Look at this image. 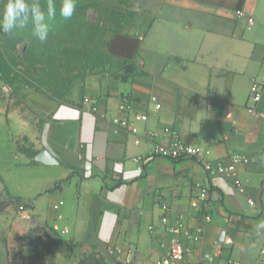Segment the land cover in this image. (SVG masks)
<instances>
[{
    "label": "crops",
    "instance_id": "1",
    "mask_svg": "<svg viewBox=\"0 0 264 264\" xmlns=\"http://www.w3.org/2000/svg\"><path fill=\"white\" fill-rule=\"evenodd\" d=\"M129 5L122 33L140 39L130 61L108 55L95 63L74 79L68 102L26 85L7 98L0 92L3 187L23 202L44 198L39 224L63 233L72 255L95 252L107 264H168L169 235L159 221L166 202L171 218L182 214L192 230H202L198 241H185L186 253L173 264H264V233L256 229L264 223V0ZM100 51L108 52L105 46ZM126 62L135 67L128 75ZM252 82L261 84V96L251 110ZM5 84L0 79V91ZM122 96L148 115L137 135L113 130L111 120L123 115ZM146 129L157 136L149 140ZM165 130L208 150L212 160L228 162L231 153L245 157L236 166L244 191L192 159L152 155L153 143L169 144ZM17 144L47 149L58 163L36 162ZM55 183L60 188L48 191ZM198 184L210 187L207 223L190 205ZM107 245L124 251L108 254Z\"/></svg>",
    "mask_w": 264,
    "mask_h": 264
},
{
    "label": "rangeland",
    "instance_id": "2",
    "mask_svg": "<svg viewBox=\"0 0 264 264\" xmlns=\"http://www.w3.org/2000/svg\"><path fill=\"white\" fill-rule=\"evenodd\" d=\"M125 1L124 5H116V0H76V10L70 19H64L57 12L48 39L44 42L32 35L30 19L23 28L18 27L11 34L0 32L3 66L0 71L6 77V84L11 86L9 92L1 89L3 97H9L14 91H23L28 86L26 80L45 90L47 86L41 82L51 84L48 75L58 72L63 80H67L68 74L71 76L78 71V74L84 75L96 62L107 61L108 58L101 57L98 52L114 30L113 27L121 22L122 15V22L130 17V0ZM6 2L0 0V10ZM40 3L43 5L46 0H40ZM56 3L59 9L60 0H56ZM112 7L120 15L108 22L106 18ZM125 12L130 15H125ZM118 31L122 32V23ZM34 62L36 65L32 66ZM79 78H72L70 86L74 79L78 81ZM69 88L63 87L62 93L67 96ZM10 196L0 179V199L5 200ZM33 199L35 203L34 200L24 201L31 205L27 209L20 210L14 204L0 208V264H72L86 256L72 255L63 233L39 224V208L45 202L37 195Z\"/></svg>",
    "mask_w": 264,
    "mask_h": 264
},
{
    "label": "built area",
    "instance_id": "3",
    "mask_svg": "<svg viewBox=\"0 0 264 264\" xmlns=\"http://www.w3.org/2000/svg\"><path fill=\"white\" fill-rule=\"evenodd\" d=\"M237 15L242 16V10H237ZM252 21V20H250ZM264 57V56H263ZM261 84L259 82H252L249 87L250 100L247 103V107L252 110L254 103L260 99L261 96ZM2 90L9 92L8 85H3ZM151 101L155 103V108H159L160 105L156 102L155 98H151ZM118 109L123 113L119 118H113L111 124L114 132L119 130L128 132L133 135H137L139 132V124L145 123L148 120V115L145 112H138L133 108V101L128 96H122ZM228 116H231V112L228 111ZM171 135V140L168 145H161L160 143H153L152 155L163 156L171 160L192 159L197 162L202 169L209 174H218L222 176L231 177L232 183L235 185L239 192L244 191V186L240 179L236 175V166L239 163H246L248 160L236 153H231L228 157V162H224L221 159L212 160L207 155L209 151L191 144H187L182 141L176 130H165ZM145 134L149 140H153L157 136L155 130L146 129ZM138 137V136H137ZM139 161H145L141 156L136 158ZM198 192L191 199L190 205L202 215V221L207 223L211 220L210 213V187L209 185L198 184ZM248 204L253 206L255 202L252 199H248ZM162 213L159 221L163 228V231L169 235L168 246L166 252V262L173 264L175 261L183 258L187 251L185 241H198L201 235V228L192 230L187 224L182 214L171 218L169 215L170 207L166 202H162ZM149 230H153V226H149ZM65 231V230H64ZM123 248L119 245H107L106 252L108 254H121ZM130 255V250L126 251V256ZM228 264H234L233 261H229Z\"/></svg>",
    "mask_w": 264,
    "mask_h": 264
},
{
    "label": "trees",
    "instance_id": "4",
    "mask_svg": "<svg viewBox=\"0 0 264 264\" xmlns=\"http://www.w3.org/2000/svg\"><path fill=\"white\" fill-rule=\"evenodd\" d=\"M125 2H126L125 0H122V2H121V0H116V5H120V4L124 5ZM109 11H110V13H109L108 17L106 18V20L108 22L116 19V16L120 15L118 13L117 9L115 10L114 7H112ZM124 14L128 15V16L130 15V13H128V12H125ZM130 17H131V15H130ZM121 19L122 20L124 19L123 15H122ZM122 20H121V22H118L119 25H115L113 27L114 30L110 32V36L104 41L103 46H105L107 48L108 52L103 53V52L99 51L98 55H100L101 57L108 58V55H117V56H120V57L126 59L127 61H130L131 58H133V56L136 54V52L140 46V39L135 38L133 36H129L125 33L118 31L120 28V23H122ZM108 27L110 28V26H108ZM34 65H36L35 62L32 63V66H34ZM1 67H3L2 66V58H0V68ZM134 68L135 67H134V64L132 62H126L123 66L124 74L128 75V74L132 73L134 71ZM0 75H1L0 79H2L6 83L7 80H6V77L4 76L2 71H0ZM67 76L69 79L63 80L58 72H55L52 75H48V77L52 80V83L50 84L48 82H44V83L41 82V84L47 86V88L45 90L42 89L41 87H36L34 85V83L29 81V80H26V82H27L28 86H30L33 90L43 92V93L47 94L48 96H50L52 98H56L57 100H59L61 102H66L67 101L65 99L66 95L62 93L63 87H65V86L70 87L69 81L72 78L80 76V78L82 79L84 77V75L78 74V71H76L75 74H72L71 76H69V74H68ZM17 147L19 148V150L22 153L26 154L31 159L37 153V150H33V149L31 150L25 146H20L19 144H17ZM31 162L36 163L33 160H31ZM67 179L68 178L63 179L62 181H66ZM58 188H60L59 183H55L53 188L49 189L48 191H52L53 189H58ZM211 189H213V188L211 187ZM6 193L9 195V192L7 190H6ZM8 204H14L20 210L27 209L31 206L30 204L23 202L17 196L11 195L10 197H8L5 200L0 199V208L6 206ZM72 264H107V263L105 262L102 255L95 253V252H91V253H88L86 256H84L83 258H80L79 260H77L76 262H74Z\"/></svg>",
    "mask_w": 264,
    "mask_h": 264
},
{
    "label": "clouds",
    "instance_id": "5",
    "mask_svg": "<svg viewBox=\"0 0 264 264\" xmlns=\"http://www.w3.org/2000/svg\"><path fill=\"white\" fill-rule=\"evenodd\" d=\"M76 10V0H60L57 9L56 0H46L41 4L40 0H7L0 10V32L11 34L15 29L23 28L31 20L32 35L39 41L48 39L52 24L59 16L70 19ZM258 233H264V223L256 226Z\"/></svg>",
    "mask_w": 264,
    "mask_h": 264
},
{
    "label": "water",
    "instance_id": "6",
    "mask_svg": "<svg viewBox=\"0 0 264 264\" xmlns=\"http://www.w3.org/2000/svg\"><path fill=\"white\" fill-rule=\"evenodd\" d=\"M33 159L36 162H40L45 165H54L58 163L57 159L47 149H42L37 152Z\"/></svg>",
    "mask_w": 264,
    "mask_h": 264
}]
</instances>
